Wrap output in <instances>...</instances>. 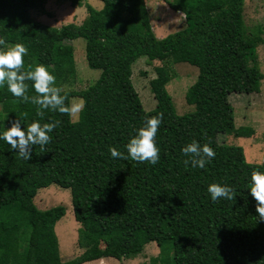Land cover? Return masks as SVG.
Returning a JSON list of instances; mask_svg holds the SVG:
<instances>
[{
    "label": "trees",
    "instance_id": "1",
    "mask_svg": "<svg viewBox=\"0 0 264 264\" xmlns=\"http://www.w3.org/2000/svg\"><path fill=\"white\" fill-rule=\"evenodd\" d=\"M36 1L0 0V38L24 44V61L46 66L63 51L62 42L83 39L87 65L100 74L87 88L62 93L66 103L85 102L75 122L51 110L40 118L36 105L0 87V135L7 131L2 119H20L23 130L37 120L61 121L49 133L46 151L33 146L30 160L0 139V264L121 262L151 242L161 251L160 262L142 264H264V221L250 194L251 173L264 171V163H248L241 147L217 141L218 130L250 136L234 129L229 95L258 93L263 79L255 50L260 39L247 36L242 20L245 0H213L210 13L203 9L207 0L165 1L184 15V27L163 38L155 36L145 10L132 7L134 0H100L103 8L87 6L81 24L59 27L30 17ZM141 57L197 68L185 94L192 112L177 115L171 105L143 109L131 82L132 65ZM155 71L163 85L173 75L165 66ZM26 83L27 94L36 95L33 82ZM161 112L156 165L112 157L111 147L127 155L130 139ZM193 140H210L216 153L203 169L184 164L189 157L182 149ZM213 183L233 187L235 198L213 202L207 191ZM51 184L69 189L79 224L80 253L66 262L54 232L65 208L40 210L33 203L37 191Z\"/></svg>",
    "mask_w": 264,
    "mask_h": 264
},
{
    "label": "rangeland",
    "instance_id": "2",
    "mask_svg": "<svg viewBox=\"0 0 264 264\" xmlns=\"http://www.w3.org/2000/svg\"><path fill=\"white\" fill-rule=\"evenodd\" d=\"M165 1L176 2L179 0H134L132 4L134 8L145 10L152 31L157 38H163L184 27V15L181 12L171 10ZM87 6L100 10L103 8V3L100 0H37L36 6L29 10V14L32 19L54 27L67 23L81 24L87 18ZM203 9L205 13L213 12L215 10L213 0H207L203 4ZM242 20L247 36L251 39H260L255 50L257 66L263 75V79L261 80L258 93H231L229 95V102L233 107L234 113V129L250 131V136L237 137L232 133L218 130L217 141L221 145L241 147L248 163L263 164L264 0H245ZM60 48L63 51L58 52V55L55 54L56 56L52 57L49 65H47L49 66V71L56 77V86H62L64 92L81 91L94 83L100 71L93 70L87 65L85 41L83 39L64 41ZM67 53L71 55V62L66 61ZM29 63L33 70L38 65L27 60L25 61L27 69ZM161 66L167 67L173 74L170 81L164 85L159 82L155 71L157 67ZM60 67H62L61 71H59ZM70 70L71 73L66 74ZM62 77L66 80L61 81ZM196 77L197 68L187 63L172 64L158 60L149 61L147 58L141 57L132 65L131 82L145 111H150L158 106L171 105L177 115H183L192 112L194 109L193 106L186 103L185 94L187 89L195 82ZM75 99L77 102L81 100L79 98ZM78 115L71 116V121H77ZM2 120L3 128L8 129L10 123L6 119ZM33 203L40 210L56 206L65 208V215L54 226L60 259L62 262H66L78 255L80 253L77 245L79 224L74 219L69 189L51 184L47 188L37 191L33 198ZM160 257V249L154 242H151L144 247L141 254L133 259L121 262L113 258L103 259L101 264H142L148 263L152 258H156L160 262ZM94 262L98 264L100 261Z\"/></svg>",
    "mask_w": 264,
    "mask_h": 264
},
{
    "label": "clouds",
    "instance_id": "3",
    "mask_svg": "<svg viewBox=\"0 0 264 264\" xmlns=\"http://www.w3.org/2000/svg\"><path fill=\"white\" fill-rule=\"evenodd\" d=\"M28 54L27 47L22 43L8 45L4 38H0V87L5 85L8 91L17 98L18 101L31 103L37 106L36 115L40 118L45 116L47 110L59 112L62 115L76 116L85 107V102L76 101L74 98L70 103L68 96L62 95L64 88L56 86V77L49 71V66L40 64L28 66L25 70L24 57ZM26 81H32V87L36 95L29 96V85ZM164 119V113L146 119L144 126L139 128L137 134L132 137L126 145L127 155L118 151L115 147L109 150L112 157L128 159L129 157L138 163H151L156 165L159 162L160 149L156 143V136L160 125ZM61 124V121L54 120L48 123H41L39 120L32 122L26 130L22 129L23 122L20 119L10 121V127L0 139L5 140L18 155L25 160L32 158L33 146H39L40 150L46 151V145L51 142L49 133L53 132ZM183 154L189 159L184 160L187 166L205 168L215 158V151L211 147V141L201 145L193 140L183 149ZM207 191L211 195L213 202L223 198L232 200L235 198L233 187L213 183L209 185ZM250 194L256 200V212L258 220L264 221V171L253 170L251 173Z\"/></svg>",
    "mask_w": 264,
    "mask_h": 264
},
{
    "label": "crops",
    "instance_id": "4",
    "mask_svg": "<svg viewBox=\"0 0 264 264\" xmlns=\"http://www.w3.org/2000/svg\"><path fill=\"white\" fill-rule=\"evenodd\" d=\"M103 259H112V258H102V260H100V262L98 264H101V262L103 261ZM97 261V260H96ZM106 261V260H105ZM90 262L84 263V264H89ZM93 264H97V262H94Z\"/></svg>",
    "mask_w": 264,
    "mask_h": 264
}]
</instances>
